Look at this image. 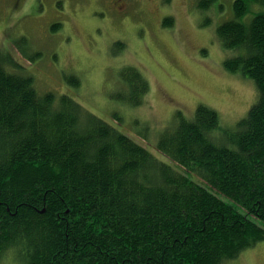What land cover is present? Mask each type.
I'll return each mask as SVG.
<instances>
[{
  "label": "trees",
  "instance_id": "16d2710c",
  "mask_svg": "<svg viewBox=\"0 0 264 264\" xmlns=\"http://www.w3.org/2000/svg\"><path fill=\"white\" fill-rule=\"evenodd\" d=\"M216 1L197 5L221 9ZM249 3L260 11L243 22ZM261 8L234 0L216 28L232 53L224 68L255 84L256 101L232 129L204 105L192 119L177 111L154 144L164 160L71 96L38 92L0 48V260L14 251L21 264H227L264 240ZM119 77L117 99L141 105L147 80L133 67Z\"/></svg>",
  "mask_w": 264,
  "mask_h": 264
},
{
  "label": "rangeland",
  "instance_id": "374dc122",
  "mask_svg": "<svg viewBox=\"0 0 264 264\" xmlns=\"http://www.w3.org/2000/svg\"><path fill=\"white\" fill-rule=\"evenodd\" d=\"M198 1H129L117 12L110 0H0V48L33 78L38 92L71 96L164 160L154 144L177 111L192 119L204 105L218 113L221 128L232 129L257 99L250 79L224 68L232 53L216 36L218 25L233 17L234 0H217L223 7L215 3L206 11ZM248 10L243 22L260 7L249 3ZM166 18L172 26H163ZM117 42L123 43L120 51ZM123 67L138 70L149 84L139 106L116 97ZM68 76L78 78V86L67 83ZM0 264L21 262L12 251ZM227 264H264V240Z\"/></svg>",
  "mask_w": 264,
  "mask_h": 264
},
{
  "label": "flooded vegetation",
  "instance_id": "af4514ba",
  "mask_svg": "<svg viewBox=\"0 0 264 264\" xmlns=\"http://www.w3.org/2000/svg\"><path fill=\"white\" fill-rule=\"evenodd\" d=\"M111 1V4H112V6L111 5H109L112 9H114L115 11H117V12H122V10L124 11L126 8H127V6H128V2L130 1V0H110ZM122 1V4L118 7V6H116L117 5V3H119V2H121ZM131 1H133V2H135V3H141L142 2V0H131Z\"/></svg>",
  "mask_w": 264,
  "mask_h": 264
}]
</instances>
